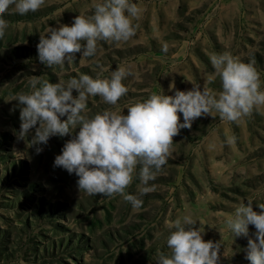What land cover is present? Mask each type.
Instances as JSON below:
<instances>
[{
  "label": "rangeland",
  "instance_id": "1",
  "mask_svg": "<svg viewBox=\"0 0 264 264\" xmlns=\"http://www.w3.org/2000/svg\"><path fill=\"white\" fill-rule=\"evenodd\" d=\"M96 2L45 0L36 12L9 9L3 17L9 27L0 38V264H156L158 252L170 251L167 222L189 214L205 224L204 240L220 242L218 264H250L247 238L232 237L224 219L241 201L251 199L257 212V204H264V106L237 122L217 114L181 129L167 164L149 182L155 190L134 209L119 195L79 191L75 173L54 167L71 136L50 137L39 154L29 146L34 130L18 139L14 97L31 91L33 76L66 82L80 74L95 78L103 70L110 78L125 67L131 73L123 81L127 95L114 106L89 97L88 114L105 109L126 114L127 106L152 93L173 95L170 83L182 91L192 88L190 81L208 84L215 73L210 56L223 52L254 61L264 86V0H131L142 13L128 41H101L94 57L76 53L63 66L42 65L40 35L48 27L71 25L76 15L93 14ZM208 86L220 90L219 77ZM138 171L126 189L137 196ZM254 232L249 225V235Z\"/></svg>",
  "mask_w": 264,
  "mask_h": 264
},
{
  "label": "clouds",
  "instance_id": "2",
  "mask_svg": "<svg viewBox=\"0 0 264 264\" xmlns=\"http://www.w3.org/2000/svg\"><path fill=\"white\" fill-rule=\"evenodd\" d=\"M45 0H0V38L9 23L4 15L12 9L25 15L36 12ZM93 14L76 15L71 25L48 27L36 45L38 60L46 66L71 63L76 53L94 57L101 41L119 44L132 38L139 25L142 9L131 0H98ZM165 51L167 48L165 47ZM210 62L215 70L208 84L219 77L220 90L205 84L192 83L190 90L175 89L173 95L152 93L121 109H105L88 114L89 97L99 96L104 103L116 105L126 96L128 87L123 81L131 74L125 67L103 77V70L95 78L80 74L68 81L49 82L37 76L29 79L31 91L17 93L20 130L18 139H24L32 130L29 146L37 154L39 145H46L52 136H71L54 159V167L78 176V189L89 196H122L132 208L140 209V198L155 190L149 182L157 178L172 155L174 137L181 129H191L194 120L201 117L237 122L251 115L254 108L264 106V86L254 61L243 62L230 52L213 53ZM39 85V86H38ZM75 93V95H74ZM182 115V122H181ZM78 129V131H76ZM73 133H75L73 135ZM228 144L235 137H228ZM142 187L139 196L126 192L134 177ZM241 201L224 223L231 236L246 237L245 258L250 264H264V204ZM196 218L184 215L167 222L171 230L166 244L168 254L158 252L156 264H218L220 242L204 240V225ZM249 225L255 232L249 235Z\"/></svg>",
  "mask_w": 264,
  "mask_h": 264
}]
</instances>
